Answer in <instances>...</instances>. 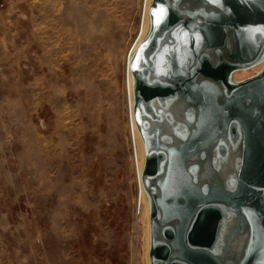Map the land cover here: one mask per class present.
<instances>
[{
	"label": "rangeland",
	"instance_id": "374dc122",
	"mask_svg": "<svg viewBox=\"0 0 264 264\" xmlns=\"http://www.w3.org/2000/svg\"><path fill=\"white\" fill-rule=\"evenodd\" d=\"M161 4L169 15L153 23L154 40L131 65L148 205L126 73L143 0H0V264H198L188 248L245 263L251 225L236 199L251 194L264 149V94L255 87L264 62L236 58L229 34L201 48L189 77L163 72L181 23L228 11L219 0H152L155 20ZM211 97L218 111L234 103L250 112L258 136L241 114L201 135ZM177 161L190 173L181 189L170 186ZM192 197L191 213L176 210Z\"/></svg>",
	"mask_w": 264,
	"mask_h": 264
},
{
	"label": "water",
	"instance_id": "95a60500",
	"mask_svg": "<svg viewBox=\"0 0 264 264\" xmlns=\"http://www.w3.org/2000/svg\"><path fill=\"white\" fill-rule=\"evenodd\" d=\"M219 1L226 9L231 10L237 22L238 46L236 45L237 52L233 53V55L240 60L259 55L264 47V0ZM245 9L248 11H245ZM153 12L156 15V24H159L169 15L170 6L161 4L158 8H154ZM209 17L215 18L213 28L210 27L209 23H192L187 21V19L177 27L176 34L178 36V42L167 47L166 51L172 54L168 55L167 52L163 53L160 64L161 70L163 69L162 66H167L169 60H173V67L179 71L181 76L174 75V77L181 80L191 75L201 48L209 44L208 41L214 36L220 35L219 26H217L220 25V22H217L216 18L219 20L221 17ZM200 19L202 18L200 17ZM155 36L156 31H152L142 47L146 48L154 40ZM225 38L226 36L222 37V40L214 41L213 43L222 42L223 39L225 41ZM143 51L144 49L142 50L140 61L144 57ZM135 53L136 52L132 54V57ZM259 82L255 83V87ZM227 83H229V81H227ZM208 102L209 106H206L208 118L200 133L201 135H212L220 127L230 121L234 115L241 114L249 124L253 136H258L261 125L250 112L240 109V107H237L234 103L218 111V100L216 98L211 97L207 103ZM175 168H177V171L173 172L170 186L181 189L188 185L190 173L185 168L184 164L179 161H177ZM251 187L252 190L250 195L236 199L247 214L251 225L250 247L244 264H258L260 257L264 255V149L260 153L258 162L255 163L253 167ZM196 202L198 203V199L192 197L188 205L176 207V210L183 214H189L197 206ZM189 254L191 256H189ZM186 255L198 264H220L218 259L207 251L191 248L190 251H186Z\"/></svg>",
	"mask_w": 264,
	"mask_h": 264
},
{
	"label": "bare ground",
	"instance_id": "6f19581e",
	"mask_svg": "<svg viewBox=\"0 0 264 264\" xmlns=\"http://www.w3.org/2000/svg\"><path fill=\"white\" fill-rule=\"evenodd\" d=\"M151 4H152V0H143V11H142L143 12L142 13V16L143 17H142V22H141V28H140L139 34L137 35L136 39L134 40L131 48L128 50V53H127V56H126V73H127V76H128L127 96L129 98V101H130V104H131V110H132L131 115L129 114V117H130L129 118V124H130V128H131V125H132V129H133V133H134V138L136 140V149H135V151H136V159H137V164H138V179H139V184H140V204L141 203L142 204H146L147 203V199H148V205H150L151 200H150V196L148 194L147 185L144 183V181L142 179L143 176H142V172H141V170H143L142 167H144V165H145V158H146L145 148L146 147L144 145L145 143H144V140H143V137H142V133H141V131L139 129L138 123L136 122L137 120L135 118V114H134V111H133V107H134L133 105H135V103H136V96H137V94H136L137 75H136V73L133 70V68H132L131 65H132V54L134 52H136L138 49L141 48V46L143 45V43L149 38V36L151 35V33L153 31L152 29H153V23L155 22V18L151 14V9H150L151 8ZM189 18L190 19H187V21H189V22H192V23H195V22H204V24H207V23H205V21L207 19H210V21L212 19V17H207V18L205 17L204 19L199 20V19L196 18L195 15H190ZM213 42L214 41H211V40L208 41L209 44H212ZM263 51H264V47H263L261 53L257 57L258 61H260V62H264V58H262ZM162 67H163L162 70L164 72H167L168 73V71L166 70L168 68H166L164 66H162ZM133 80H135V87H134ZM260 86H264V81L263 80L260 81L259 83H257V86H256V88L258 89V91H260L261 93H263V91L260 89ZM248 91H249V86L248 85H245V86L240 87V88L238 87V88L235 89L236 95H240L239 92L240 93L242 92L243 94H245ZM133 101H134V104H133ZM206 106L207 107L209 106V102L207 103ZM175 169H174V172L177 171V168H175ZM144 213H145L144 214V218L145 219H149L148 210L145 211ZM149 237H151V236H149ZM187 250L190 251L191 248H188ZM190 254H189V256H191Z\"/></svg>",
	"mask_w": 264,
	"mask_h": 264
},
{
	"label": "flooded vegetation",
	"instance_id": "af4514ba",
	"mask_svg": "<svg viewBox=\"0 0 264 264\" xmlns=\"http://www.w3.org/2000/svg\"><path fill=\"white\" fill-rule=\"evenodd\" d=\"M226 11H228L227 18H220L219 20L216 18L217 22H220V25H217V26H219L220 35L214 36L211 39V41H220L222 39V37L226 36V38H227L229 36V34H232V35H234L233 37L235 39L234 40V44H235V46L236 45L238 46V26H237V22H236L235 18L233 17L231 10L230 9H226ZM245 11H248V10L245 9ZM214 20H215V18H212L211 21H210V19H207L206 20L207 22L205 21V23L208 24V22H209L210 23V27L213 28ZM202 23H204V22H202ZM223 41H224V39H223ZM164 67L168 68V69H166L168 71V73H170L172 75H179L180 76V73L173 67V60H169L168 63H167V66H164ZM260 89L264 93V86H260ZM239 94L241 95L243 93L239 92Z\"/></svg>",
	"mask_w": 264,
	"mask_h": 264
},
{
	"label": "built area",
	"instance_id": "2783aa9c",
	"mask_svg": "<svg viewBox=\"0 0 264 264\" xmlns=\"http://www.w3.org/2000/svg\"><path fill=\"white\" fill-rule=\"evenodd\" d=\"M134 152H135V155H136V151H135V144H134Z\"/></svg>",
	"mask_w": 264,
	"mask_h": 264
}]
</instances>
